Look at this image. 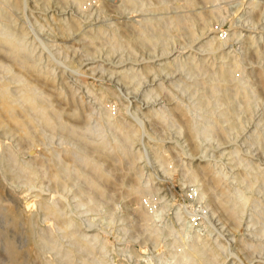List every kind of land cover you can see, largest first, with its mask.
Segmentation results:
<instances>
[{
  "label": "rangeland",
  "instance_id": "obj_1",
  "mask_svg": "<svg viewBox=\"0 0 264 264\" xmlns=\"http://www.w3.org/2000/svg\"><path fill=\"white\" fill-rule=\"evenodd\" d=\"M0 32H24L30 52L23 67L0 50V82L18 98L25 81L58 114L53 129L36 119L31 141L0 126V156L17 160L0 170V264H200L185 256L193 240L207 251L203 264H264V0H0ZM225 67L230 78L219 81ZM113 105L142 130L129 156L99 148L116 138L105 121L118 115ZM177 105L201 125L193 138ZM26 164L35 176L14 177ZM192 170L218 201L248 199L234 219L209 206ZM27 203L29 222L17 214Z\"/></svg>",
  "mask_w": 264,
  "mask_h": 264
},
{
  "label": "bare ground",
  "instance_id": "obj_2",
  "mask_svg": "<svg viewBox=\"0 0 264 264\" xmlns=\"http://www.w3.org/2000/svg\"><path fill=\"white\" fill-rule=\"evenodd\" d=\"M192 1V0H191ZM190 2V1H189ZM15 6V5H14ZM86 9V8H85ZM1 14H3L1 12ZM7 15H5L6 17ZM2 17V16H1ZM180 17V16H179ZM178 17V18H179ZM207 17V16H206ZM8 18V17H7ZM208 18V17H207ZM2 19V18H1ZM192 19V18H191ZM8 20V19H6ZM180 20V19H178ZM182 20V19H181ZM200 20V19H199ZM3 21V19H2ZM184 21V20H183ZM194 21V20H193ZM205 21V20H204ZM7 22V21H5ZM73 22V21H72ZM181 22V21H180ZM186 22V21H185ZM201 22V21H200ZM76 23V22H75ZM191 23V22H190ZM204 22L202 21V24ZM206 23V21H205ZM74 24V23H73ZM183 24V23H181ZM76 25V24H75ZM178 25V24H177ZM184 25V24H183ZM182 25V26H183ZM190 25V24H189ZM181 26V25H180ZM70 27V26H69ZM72 27V26H71ZM142 27V26H141ZM150 27V26H149ZM155 27V26H154ZM179 27V25H178ZM64 28V27H63ZM144 28V26L142 27ZM71 29V28H70ZM69 29V30H70ZM156 29V28H155ZM68 30V31H69ZM142 30V29H141ZM148 30V29H147ZM192 30V29H191ZM65 31V30H64ZM145 31V30H144ZM142 31V33L144 32ZM153 31V30H152ZM139 34L140 36L142 35V37L140 39H142V41H146L147 38L145 37L144 34ZM145 33V32H144ZM24 34V32H22L21 35L19 34H15L13 32H0V50H3L14 62H16V64L18 63L20 66L23 67H28V53L29 49L28 46L26 47L25 43H23L21 41V36ZM95 34V33H94ZM190 34V33H189ZM97 35V34H96ZM148 36V35H147ZM151 36V35H150ZM116 37V36H115ZM134 37V36H133ZM97 38V37H96ZM117 38V37H116ZM136 38V37H135ZM213 38V36H212ZM137 39V40H140ZM211 39V38H209ZM214 39V38H213ZM88 40V39H87ZM152 40V39H151ZM89 41V40H88ZM150 41V39H149ZM210 41V40H209ZM118 42V41H117ZM129 42V41H128ZM134 42V41H133ZM139 42V41H138ZM141 42V40H140ZM212 42V41H211ZM210 42V43H211ZM219 42V41H218ZM218 42L216 44H218ZM149 43V42H148ZM208 43V42H207ZM131 44V42H130ZM135 44V43H134ZM132 46V44H131ZM134 46V45H133ZM144 46V45H143ZM217 46V45H216ZM215 46V47H216ZM215 51V50H214ZM256 53V52H255ZM257 54V53H256ZM259 54V53H258ZM31 56V55H30ZM7 59V58H6ZM11 60V61H12ZM10 61V60H9ZM33 61V60H32ZM37 61V60H36ZM31 63V62H30ZM34 64V62H33ZM31 65V64H29ZM230 65V64H229ZM235 65V64H234ZM18 66V65H17ZM40 66V64H39ZM38 66V67H39ZM238 66V65H237ZM4 67V66H3ZM147 67V66H146ZM200 67V65H199ZM234 67V66H233ZM5 68V67H4ZM220 68V67H219ZM236 68V66L234 67ZM233 68V69H234ZM228 69V68H227ZM226 67L225 69L222 68L221 70V79L219 81H227V78L229 77V71H227ZM71 70V69H69ZM72 71V70H71ZM218 71V69H217ZM41 72V71H40ZM145 73H147L145 71ZM49 74V73H48ZM40 76V74H38ZM121 75V74H120ZM128 75V74H127ZM219 76V75H218ZM217 76V77H218ZM50 77V76H49ZM126 77V76H125ZM219 77V78H220ZM236 77V76H235ZM52 78V77H51ZM128 78V77H127ZM230 78V77H229ZM53 79V78H52ZM129 79V78H128ZM260 79V78H259ZM1 80V79H0ZM47 80V79H46ZM17 81V79H16ZM230 81V79H229ZM15 82V81H14ZM18 82V81H17ZM18 87H17V94H18V98H15L13 96V94L11 93L9 86L7 84H5L4 82H0V126H11V127H16L19 131H21L23 138L25 140H33L35 138V134L32 132V130H30V127H38V123H40V125L42 127L48 128V129H53L55 128V126L57 125V111L55 108H53L47 101L46 98L44 96L41 95V93H38L36 91V89H34L32 86H30L29 84H27L25 81L21 80L18 82ZM62 83V82H61ZM230 83V82H229ZM239 83V82H238ZM43 84V83H42ZM41 84V85H42ZM221 85V84H220ZM66 86V85H65ZM262 86V85H261ZM213 87V86H212ZM230 87V85H229ZM231 88V87H230ZM234 88V86H233ZM238 88V87H235ZM263 88V87H262ZM261 88V89H262ZM216 89V88H213ZM64 90V89H63ZM217 90V89H216ZM225 90V89H224ZM213 91V90H211ZM44 92V91H43ZM226 92V91H225ZM240 92V91H239ZM14 93V92H13ZM45 93V92H44ZM110 93V92H109ZM114 93V92H113ZM217 93V92H216ZM242 93V96H244L245 99H247V95L242 91L240 92ZM43 94V93H42ZM117 94V93H116ZM116 94H114L116 96ZM58 95V94H57ZM65 95V93H64ZM241 95V94H240ZM227 96V94H226ZM226 96L223 100L226 99ZM219 97V96H218ZM100 98H103V96H101ZM228 98V97H227ZM105 99V98H104ZM120 99V98H119ZM48 100V99H47ZM98 100V99H97ZM114 101V100H113ZM227 101V100H226ZM112 102V101H111ZM122 102V101H120ZM115 103V102H114ZM120 104V103H119ZM176 105V104H175ZM79 106V105H78ZM105 106V105H104ZM114 107H117L116 112L118 113V115L116 117H114L113 115H111L110 113L107 114V116H105V121L107 122V124L109 126H111L116 133V138L112 141V143H110L109 141H107L105 138H102L100 144H99V148L100 150L102 149H106V147L108 145H110V148L114 151H120L121 153H123L125 156H129L130 155V146L133 145L135 143V141L140 142L141 141V131L140 128L135 126H131L130 123L125 119V113L126 111L118 106L113 105ZM112 106V107H113ZM74 108V107H73ZM72 108V109H73ZM177 108V113L178 114V118L179 120H183V123L186 129V133H188V135L193 138L194 135L197 133V131H199V129L201 128V125L199 124L198 121L194 120L190 115L189 112L182 108L180 105L176 106ZM75 109V108H74ZM74 109L72 111H74ZM106 109V106H105ZM113 109V108H112ZM127 110V108H126ZM109 111V110H108ZM115 111V110H114ZM79 112V111H78ZM104 112V111H103ZM80 113V112H79ZM77 114V112H76ZM81 114V113H80ZM102 114V113H101ZM105 114V115H106ZM154 116L158 115L157 112L153 113ZM152 114V115H153ZM228 114V113H227ZM227 116V115H226ZM83 117V116H82ZM176 118V117H175ZM36 119H38V123L36 122ZM154 119V118H153ZM84 120V119H83ZM164 121V120H163ZM104 122V123H106ZM182 123V122H181ZM182 123V124H183ZM102 124V123H101ZM107 125V126H108ZM60 127H62L64 130L70 132V133H76V128L75 126H66L65 124H61V126H59L58 129H60ZM111 128V129H112ZM47 129V130H48ZM61 129V130H63ZM208 131L212 132V131H218L219 128L215 125H209ZM222 130V129H221ZM219 130V131H221ZM78 131V130H77ZM80 131V130H79ZM41 132V131H40ZM84 132V131H83ZM20 133V134H21ZM87 133V132H86ZM78 134V133H77ZM85 134V133H84ZM87 135V134H86ZM146 135V134H144ZM68 136V135H67ZM83 136V134H82ZM143 136V135H142ZM84 137V136H83ZM38 138V137H37ZM88 138V137H87ZM92 142V140H90ZM94 141V140H93ZM98 141V140H97ZM90 142V143H91ZM97 148V147H96ZM109 148V147H108ZM82 149V148H81ZM92 149V148H91ZM107 150V149H106ZM85 151V150H84ZM87 151V150H86ZM99 152V151H98ZM7 153V154H6ZM105 153V152H104ZM80 154L82 157L83 162L88 165L89 167H91L100 177H106V174L101 170V168L99 167V163H95L93 162L90 158H88L84 153H82V151L80 150ZM113 154V153H112ZM122 154V156L124 157V155ZM156 155L157 157L161 160H163L162 157V148L161 147H157L156 148ZM117 158V157H116ZM81 159V158H80ZM121 161V160H120ZM17 160L14 156V154L10 151V150H6L5 154L3 155V153L0 156V164H1V174L5 175V173H10L12 168L14 167V165H16ZM23 164V163H22ZM85 165V166H86ZM16 170L14 171V177L17 176L18 174L21 173H26L27 176L29 178L34 177L35 176V170L32 167V165L26 164V165H19L17 167H15ZM72 169V168H71ZM83 169V168H82ZM81 169V170H82ZM189 169V168H188ZM59 170V169H58ZM206 172H208L210 174V178L213 181V183L215 184H220V179L219 177L216 175L215 172L211 171V168L209 166L205 167ZM75 171V170H74ZM187 170V174H188ZM89 172V171H88ZM25 176V175H23ZM75 176V175H74ZM53 180L55 182L59 181L60 178V173L56 172V174H54L53 176ZM188 177V176H187ZM189 177L192 180V182H195L197 185V191H199V193L201 194L202 197H205L206 200L210 204H214V206L216 205L217 207H219V209H221L224 213V215H226L228 218L234 219L236 217V214L239 212V209L244 205V203H246V201L248 200L247 198H240L242 196H237V198L239 197V199L234 200L232 197L231 199H233L234 201H223V200H217L216 195H214L213 193V187H208L206 184H199L198 178H197V174L195 171H190L189 173ZM208 177V176H207ZM105 179V178H104ZM202 179V178H201ZM189 181V180H188ZM134 184V183H133ZM208 184V183H207ZM211 184V183H210ZM212 186V184H211ZM87 187V186H86ZM91 187L98 190V187L96 186L95 183L91 182ZM143 188V187H142ZM195 188V189H196ZM86 189V188H85ZM91 191V190H90ZM144 191V190H143ZM140 192V187L136 185H133V187L131 188V193L133 195H136L137 193ZM7 193V192H6ZM94 193V192H93ZM228 194V193H227ZM242 193H239V195ZM9 195V194H8ZM223 195H226V193H224ZM230 196V195H229ZM224 198V197H223ZM230 199V198H229ZM14 200V198H13ZM12 204V203H11ZM211 205V207H212ZM28 206V203L25 204L23 206V208L21 207L19 212H17V214L20 217H23L24 220H26L27 222L30 221V218L28 217V215L24 212L25 211V207ZM215 206V207H216ZM41 207L42 209L45 211L46 215L53 217L55 220H59L61 217V211L60 209L51 203H46V202H41ZM210 207V208H211ZM15 207H8L7 211L10 212L11 214H13L14 217H17L18 215L15 214L14 212ZM218 209V210H219ZM220 210V212H221ZM148 219V218H147ZM237 219V218H236ZM32 224V223H31ZM34 224V223H33ZM147 224V223H146ZM48 234V233H47ZM43 235V234H42ZM198 236V235H197ZM47 237V236H46ZM84 237V236H83ZM199 237V236H198ZM48 238V237H47ZM196 238V237H195ZM193 238V239H195ZM50 239V238H48ZM198 239V238H197ZM200 239V238H199ZM44 243V242H43ZM79 243V242H78ZM84 248L89 249V247L87 246V244L83 243ZM67 254V253H66ZM218 254V253H217ZM68 255V254H67ZM210 255H216V251L212 252V254ZM186 257H188V259H191L194 262L203 264L205 262H207V251L205 249V247L201 244H199L196 240L188 245L186 247ZM71 261V260H70ZM66 262V261H65ZM98 264H108L106 261H101ZM115 264V263H114ZM123 264V263H122Z\"/></svg>",
  "mask_w": 264,
  "mask_h": 264
}]
</instances>
